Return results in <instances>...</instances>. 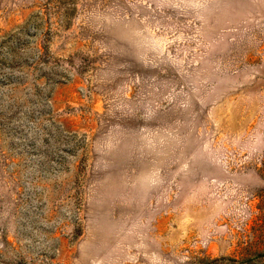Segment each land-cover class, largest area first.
Returning <instances> with one entry per match:
<instances>
[{"label": "rangeland", "instance_id": "rangeland-1", "mask_svg": "<svg viewBox=\"0 0 264 264\" xmlns=\"http://www.w3.org/2000/svg\"><path fill=\"white\" fill-rule=\"evenodd\" d=\"M2 35L0 264H264V0H0Z\"/></svg>", "mask_w": 264, "mask_h": 264}, {"label": "trees", "instance_id": "trees-1", "mask_svg": "<svg viewBox=\"0 0 264 264\" xmlns=\"http://www.w3.org/2000/svg\"><path fill=\"white\" fill-rule=\"evenodd\" d=\"M0 37H4L5 38V35H2V36H0ZM8 54H11V53H8ZM2 62V64H8V65H10L11 66V62L10 61H8V60H6L5 58H3L2 56H0V63ZM9 83H11L12 81H8ZM8 83V84H9ZM0 84H2V82H0ZM12 84V83H11ZM1 112H3V111H1Z\"/></svg>", "mask_w": 264, "mask_h": 264}]
</instances>
